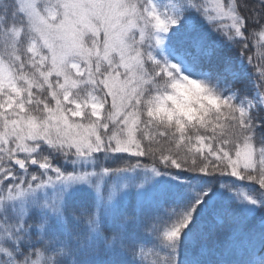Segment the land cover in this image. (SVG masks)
<instances>
[{"label":"snow or ice","instance_id":"1","mask_svg":"<svg viewBox=\"0 0 264 264\" xmlns=\"http://www.w3.org/2000/svg\"><path fill=\"white\" fill-rule=\"evenodd\" d=\"M0 264H264V0H0Z\"/></svg>","mask_w":264,"mask_h":264}]
</instances>
